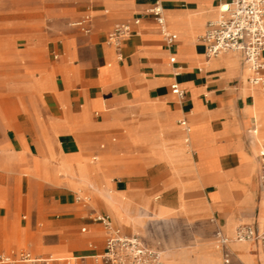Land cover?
<instances>
[{"label":"crops","instance_id":"1","mask_svg":"<svg viewBox=\"0 0 264 264\" xmlns=\"http://www.w3.org/2000/svg\"><path fill=\"white\" fill-rule=\"evenodd\" d=\"M155 1L0 0V252L95 258L100 214L164 264H264L260 243L213 240L261 227L264 90L241 53L206 58L217 2L161 0L168 47ZM85 15L89 34L72 26ZM135 18L118 58L107 35Z\"/></svg>","mask_w":264,"mask_h":264},{"label":"built area","instance_id":"2","mask_svg":"<svg viewBox=\"0 0 264 264\" xmlns=\"http://www.w3.org/2000/svg\"><path fill=\"white\" fill-rule=\"evenodd\" d=\"M214 1L218 4V16L207 22L203 34L199 37V41L204 45L206 58L241 53L248 70V84L264 90V0ZM145 13L153 17L159 26L163 41L168 47H172L174 39L165 23L161 0H156L152 6L146 9ZM91 20L90 15H85L72 23V26L84 34H89ZM139 23V18H135L132 24L119 23L108 33L106 43L116 49L118 58H120L119 51L122 42L132 35L133 26H137ZM169 63L176 64L173 55L170 56ZM170 89L180 102L185 100L186 93L178 84L173 83ZM178 125L185 132L189 131L186 120H179ZM252 133H255L254 129ZM258 161L260 188L264 194V146L260 147L258 151ZM262 210H264V201H262ZM92 219L101 224L106 232L103 251L95 257L100 260L101 264H164L162 252L146 246L138 235H123L112 226L108 216L96 214ZM214 237L216 248L220 251L224 250L231 242L252 241L260 243L262 251H264V214H262L261 227L242 225L235 230L231 238L224 236L221 231H217ZM19 258L23 263H39L28 253H21ZM224 262L228 263V257L225 254Z\"/></svg>","mask_w":264,"mask_h":264},{"label":"rangeland","instance_id":"3","mask_svg":"<svg viewBox=\"0 0 264 264\" xmlns=\"http://www.w3.org/2000/svg\"><path fill=\"white\" fill-rule=\"evenodd\" d=\"M80 202L82 204H84V203L87 204L88 203L86 201L85 202L80 201ZM93 217H95V215L92 216V218ZM213 240L215 241V237L214 236H213ZM21 253H25V254L28 253V254H30L31 258H37V254H35L33 251H31L29 249L28 245H26L25 247L18 248V249H13V250L8 249L6 252L1 251L0 252V264H31V263H23V262H21L19 260L20 259L19 255ZM97 254L100 255L101 252L99 251ZM4 257H9L10 260L8 262H3ZM42 257H44V256H42ZM65 263H68V262H63V264H65ZM33 264H61V263L60 262H55V263H53V262H50V263L40 262V263H33ZM75 264H100V260L99 259L97 260L95 258H90L89 257V258H86V259H77Z\"/></svg>","mask_w":264,"mask_h":264},{"label":"bare ground","instance_id":"4","mask_svg":"<svg viewBox=\"0 0 264 264\" xmlns=\"http://www.w3.org/2000/svg\"><path fill=\"white\" fill-rule=\"evenodd\" d=\"M246 70H247V69H246ZM247 74H248V70H247ZM82 198H83L84 201L90 203V202H89L90 198H88V197H82ZM215 248H216V245H215ZM36 259H37L36 261H38L39 263H40V262H47V263H50V262L53 261V260H51V259H43V258H36ZM1 260H2V259H1ZM9 260H10L9 257H4L3 262H8ZM60 261H67L69 264H74L72 259H66V260H60Z\"/></svg>","mask_w":264,"mask_h":264}]
</instances>
